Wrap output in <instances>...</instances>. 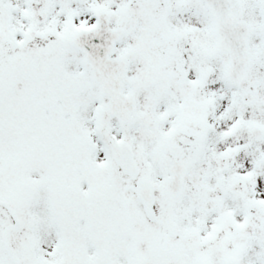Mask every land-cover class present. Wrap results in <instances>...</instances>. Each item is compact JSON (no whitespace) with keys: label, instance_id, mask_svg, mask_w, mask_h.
<instances>
[{"label":"snow or ice","instance_id":"1","mask_svg":"<svg viewBox=\"0 0 264 264\" xmlns=\"http://www.w3.org/2000/svg\"><path fill=\"white\" fill-rule=\"evenodd\" d=\"M0 264H264V0H0Z\"/></svg>","mask_w":264,"mask_h":264}]
</instances>
